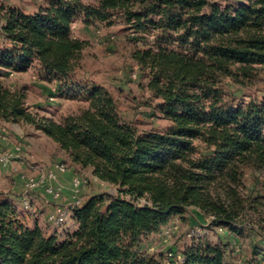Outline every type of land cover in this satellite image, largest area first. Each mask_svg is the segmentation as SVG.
I'll list each match as a JSON object with an SVG mask.
<instances>
[{"label": "trees", "instance_id": "obj_1", "mask_svg": "<svg viewBox=\"0 0 264 264\" xmlns=\"http://www.w3.org/2000/svg\"><path fill=\"white\" fill-rule=\"evenodd\" d=\"M0 12V121L35 127L119 193L90 196L74 212L78 229L60 241L30 227L0 192V264H163L140 252L141 239L190 209L238 231L233 223L251 209L241 195L245 172L264 175V99L232 106L224 82L248 88L264 77V0H49L32 15ZM78 20L88 27L120 20L136 35L131 57L161 102L165 131L140 133L107 89L75 85L89 45L72 35ZM33 66L58 80L61 94L83 93L88 107L62 122L33 114L26 95L2 82L4 71ZM197 143L207 156H198ZM186 259L229 264L211 244L190 249Z\"/></svg>", "mask_w": 264, "mask_h": 264}, {"label": "rangeland", "instance_id": "obj_2", "mask_svg": "<svg viewBox=\"0 0 264 264\" xmlns=\"http://www.w3.org/2000/svg\"><path fill=\"white\" fill-rule=\"evenodd\" d=\"M82 1L86 4L95 2V0ZM217 1L226 5L241 0ZM48 2L49 0H0V9L13 8L32 15L45 8ZM2 16L3 13L0 12V18ZM72 35L89 44L84 51L81 68L73 76L76 86L97 85L107 89L116 98L123 120L134 125L140 133L150 130L162 132L169 127L170 123L158 110L160 100L154 98L147 89L146 73L131 57L136 35L122 21L119 20L111 27L100 23L88 27L78 20L72 26ZM153 40L154 37H149L145 39V44H151ZM0 46L2 48L5 46L1 38ZM2 76V82L7 88L21 91L26 95L27 107L40 118L62 122L67 116L79 114L88 107L83 93L78 97V93L61 94L59 81L48 79L37 66L23 73L4 71ZM224 83L225 100L232 106L247 104L252 100L261 102L264 99V77H261L255 86L248 88L236 86L230 80ZM0 122V132L2 129L6 130L10 144L19 147L25 145L29 149V156H35L25 160L46 170L58 163L67 167V173L60 179L63 195L57 202L58 205H68L73 201L72 178L75 175H82L89 182L88 187L79 193L83 201L100 193H106L114 198L119 196L115 186L97 181L91 169H82L73 165L68 154L35 127ZM197 147L198 156L208 155L204 145L197 143ZM0 150L10 153L1 148ZM25 175L36 176L29 170ZM14 182L9 172L3 173L0 170V192L9 195L11 189L17 187L16 198L9 197L16 208L26 214L29 226L33 228L40 225L48 234L56 235V231L48 224L47 219L49 212L57 204L45 203L42 195H38L36 198H31V211L25 210L23 191L18 190L19 184L15 185ZM241 195L247 200L251 209L247 217L233 223L238 231L223 225L214 226L211 217H203L200 211L190 209L184 219L176 218L160 232L142 237L140 252L161 256L163 264H181L179 258L186 257L190 249L211 244L225 250L229 264H264V175L248 169L245 172ZM43 202L48 205H43ZM75 224L73 219L69 221L68 232H73ZM220 228L223 230L220 231ZM170 253L173 254L172 257L169 256Z\"/></svg>", "mask_w": 264, "mask_h": 264}, {"label": "built area", "instance_id": "obj_3", "mask_svg": "<svg viewBox=\"0 0 264 264\" xmlns=\"http://www.w3.org/2000/svg\"><path fill=\"white\" fill-rule=\"evenodd\" d=\"M22 148H17L16 154L5 153L0 150V167L4 170L12 169L14 162H21L25 167L35 174V177L23 175L24 180V194H23V206L25 210L31 211V198L34 193L42 190L44 195L52 198V200L59 202L62 199L63 187L60 184V176L67 173V167L58 163L51 169H41L38 165L31 163L23 159ZM89 185L88 180L82 175H75L72 178V190L74 198L68 205H58L53 208L48 214V224L54 228L58 238H63L68 233V224L71 219L74 220L75 210L83 204V198L79 193L83 192ZM198 230V229H197ZM223 228H220L222 231ZM170 257L173 254H169ZM181 264H186L187 259L184 256L179 258Z\"/></svg>", "mask_w": 264, "mask_h": 264}, {"label": "crops", "instance_id": "obj_4", "mask_svg": "<svg viewBox=\"0 0 264 264\" xmlns=\"http://www.w3.org/2000/svg\"><path fill=\"white\" fill-rule=\"evenodd\" d=\"M13 75V74H12ZM1 123V122H0ZM21 148H22V153H21V155H22V157H23V159H29V157H32V158H35V156H29V154H28V148H26V146L25 145H23V146H20ZM29 147H30V145H29ZM0 148L2 149V150H4V151H7V152H10V153H13V154H16V152H17V148H19V146L18 145H13V144H10V139L7 137V132H6V130L5 129H2V132H0ZM23 164L21 163V162H19V161H17V162H15L14 164H13V166H12V169H10V170H4V169H2V168H0V170H1V172H6V173H10L11 175H12V178L14 179V184L16 185V184H19V188H18V190L19 189H21V191H23L22 193L24 194V180L22 179V176L23 175H25V173H28V169L26 170V167L24 166H22ZM64 175H61L60 176V179H62V177H63ZM16 189H17V187H15V188H12L11 189V193L8 195V196H12V197H14V198H16V195H15V192H16ZM38 195H42V197H43V199L45 200V203H49V202H52L54 205H55V203L56 204H58L56 201H54V200H52V198H50V197H47V196H45L44 195V193H43V191L42 190H39V191H37L36 193H34L33 194V196L32 197H38ZM21 199H22V197H21ZM43 205H48V204H44V202H43ZM196 210H198V209H196ZM199 211V210H198ZM201 213V212H200ZM35 227H40V225H37V226H35ZM35 227H33V228H35ZM41 228V227H40ZM42 229V228H41ZM78 229V225L77 224H75V226H74V230H73V232H68L67 234H70V233H74L76 230ZM47 235H53V234H48L44 229H42ZM66 237V236H65ZM65 237H63V238H59V240L60 241H63L64 239H65Z\"/></svg>", "mask_w": 264, "mask_h": 264}]
</instances>
